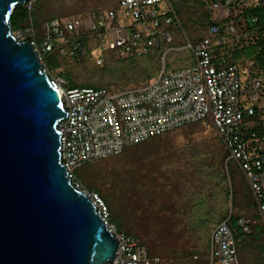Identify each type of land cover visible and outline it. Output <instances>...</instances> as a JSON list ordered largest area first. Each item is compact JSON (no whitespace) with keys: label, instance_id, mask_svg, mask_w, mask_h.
Returning a JSON list of instances; mask_svg holds the SVG:
<instances>
[{"label":"built area","instance_id":"2783aa9c","mask_svg":"<svg viewBox=\"0 0 264 264\" xmlns=\"http://www.w3.org/2000/svg\"><path fill=\"white\" fill-rule=\"evenodd\" d=\"M36 0L24 5L31 14ZM179 0H118L116 10H103L78 18H53L42 25L38 40L32 25L14 31L43 57L53 51L77 61L103 65L106 56L124 60L148 54L161 43L160 74L142 86L109 91L70 87L62 77L51 78L61 91L66 117L58 124L61 159L74 184V171L90 162L117 155L128 146L193 122L209 119L237 162L249 185L260 221L264 225V75L252 77L244 66L228 63L237 42L220 36L219 22L234 38L247 28L245 9L262 8L264 0H202L212 12L207 35L195 43L175 47L173 29L180 26L172 4ZM237 11L236 13L234 11ZM256 16L250 22L256 21ZM189 50L194 63L177 71L165 70L169 51ZM43 64V63H42ZM97 213L119 241L116 257L108 264H149L140 239L117 231L109 222V209L96 193H88ZM244 231H249L243 221ZM236 239L228 220L218 224L210 237V253L217 264H241Z\"/></svg>","mask_w":264,"mask_h":264},{"label":"trees","instance_id":"16d2710c","mask_svg":"<svg viewBox=\"0 0 264 264\" xmlns=\"http://www.w3.org/2000/svg\"><path fill=\"white\" fill-rule=\"evenodd\" d=\"M67 1L36 0L31 14L25 5H18L10 17V27L16 31L32 25L35 28V37L39 40L43 33L42 25L50 19L62 17L66 10L62 5H67ZM104 4L109 7L116 4L115 8L109 10L118 8V0H107ZM172 4L179 23L189 32L191 42L195 43L207 35V28L212 22V12L202 0H179L173 1ZM262 11V8L245 9L243 15L246 18L247 29L232 39L226 32L227 20L219 22L220 36L227 41L237 42L232 54L228 56V63L244 66L249 61L253 62L250 67L252 77L264 75V15ZM254 16L257 20L250 22ZM171 45L179 47L175 41ZM166 48L167 45L162 42L158 48L152 49L146 55L119 61L106 56L101 68L102 74L95 80L89 79L86 82H77L80 77L72 70L68 62V57L74 62H79L74 57L53 51L43 57L42 63L51 78H53L52 72L64 68L59 76L64 78L72 88L91 87L111 91L110 86L115 85L118 88L116 90H121L142 86L156 78L162 70V59L160 62L159 58H162ZM174 52L181 54L174 61L178 63V69L194 63L193 55L189 50L185 52L174 50ZM88 60L94 62L92 59ZM165 70L167 71L166 60ZM208 121L209 119L193 122L171 130L164 136H154L124 148L115 156H119L120 160L126 164H136L141 158L151 155L167 157L169 153L176 155L178 152L187 158L185 163L174 167V171L173 167L170 169L172 177L178 179V183L181 181L183 184L182 200L184 203L179 202L175 210L183 219L180 222L183 230L193 236L200 245L191 252H182L184 254L182 264H216L209 250L210 237L213 229L226 220L235 235L240 263L264 264V225L260 221L249 185L241 168L236 164L237 162L229 158V152L221 138L217 136L211 121L209 122L213 133L210 135L206 132L203 124ZM187 162H189V167L185 165ZM94 169L96 165L93 162L76 169L73 173L76 182L104 200L109 209V222L116 227L117 231L138 237L146 247L148 255L156 258L151 248L136 233V229L140 228L146 234L144 231L147 228L140 227L141 223H144V216L140 217L141 214H137L139 205L144 204L143 199L141 202L138 199L134 208V201L130 198H123L122 189L119 192L116 184L106 187L95 182L92 174ZM167 203L170 205V202ZM144 215L148 216L146 213ZM133 217L139 219L138 226L131 223ZM240 221L244 222L249 231H244ZM145 225L148 229L150 228L146 222ZM191 254L196 255L198 260H193ZM157 258L159 261V257Z\"/></svg>","mask_w":264,"mask_h":264},{"label":"water","instance_id":"95a60500","mask_svg":"<svg viewBox=\"0 0 264 264\" xmlns=\"http://www.w3.org/2000/svg\"><path fill=\"white\" fill-rule=\"evenodd\" d=\"M27 1L0 0V264H108L119 241L61 159V91L10 27Z\"/></svg>","mask_w":264,"mask_h":264},{"label":"rangeland","instance_id":"374dc122","mask_svg":"<svg viewBox=\"0 0 264 264\" xmlns=\"http://www.w3.org/2000/svg\"><path fill=\"white\" fill-rule=\"evenodd\" d=\"M106 1L81 0L80 2V0H68L67 5H62L63 9H66L64 11L65 14L62 17H58L61 19L85 17L89 13L115 8L116 4L110 7L103 5ZM234 12L236 13L237 11L235 10ZM173 37L174 41L177 42V46L182 48L184 45L186 46L189 40V32L184 27L178 26L173 29ZM176 51L185 52L188 50ZM180 55L179 52L174 51L168 53L165 57L167 71L178 70L179 65L174 63V61ZM159 61L161 62V58H159ZM68 62L72 70L77 72L80 77L77 82H86L89 79L95 80L102 74L101 68L103 65H97L91 60L74 62L68 57ZM63 70L64 68H60L52 72L53 78L60 77L59 73ZM110 88L111 91L118 89L115 85H111ZM203 126L206 127L208 134L211 135L213 133L209 121L205 122ZM185 161H187V158L180 152L176 155L169 153L167 157L162 155L143 157L136 164L123 163L120 157L115 155L93 161V164L96 165V169L92 171L95 182L106 187L116 184L119 192L122 189L123 198H130L134 201V208L136 201L139 199L141 202L143 199L144 204L139 205L137 214H141L140 217L144 216V223H141L140 227L142 229L147 228L144 231L146 234L140 228L136 229V233L151 248L154 255L159 257L160 260L155 262L156 264H182V256L184 255L182 252H191V250H195L200 245L193 236L183 230V226L180 223L183 219L175 210L179 202L181 204L184 203L182 200L183 184L181 181L178 183V179L172 177L171 171H174V167H178V164L185 163ZM188 163L185 164L187 167L190 166ZM172 167L173 169L170 170ZM74 181L76 180L74 179ZM80 189L91 193L81 185ZM167 202H170V205ZM145 206L146 208H144ZM144 213L148 214V216L146 217ZM138 220L137 217H133L131 223L138 226ZM145 222L150 226L149 229ZM170 224H173V226ZM191 257L193 260H198L194 254H191Z\"/></svg>","mask_w":264,"mask_h":264},{"label":"crops","instance_id":"0c3cea01","mask_svg":"<svg viewBox=\"0 0 264 264\" xmlns=\"http://www.w3.org/2000/svg\"><path fill=\"white\" fill-rule=\"evenodd\" d=\"M212 262V261H211Z\"/></svg>","mask_w":264,"mask_h":264}]
</instances>
